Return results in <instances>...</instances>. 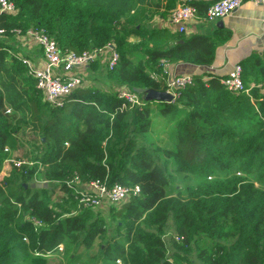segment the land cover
I'll return each mask as SVG.
<instances>
[{"label": "trees", "instance_id": "16d2710c", "mask_svg": "<svg viewBox=\"0 0 264 264\" xmlns=\"http://www.w3.org/2000/svg\"><path fill=\"white\" fill-rule=\"evenodd\" d=\"M8 1L16 13L0 15L6 36L40 29L62 53L111 42L120 57L112 70L106 65L101 72L97 61L89 65L101 72L106 89L78 90L55 108L42 101L26 67L0 44V77L8 75L13 104L20 102L16 110L26 113H7L0 88V172L5 147L27 121L41 134L26 163L0 182V264H50L47 257L59 245L73 250L67 264H264V189L251 180L259 173L257 182L264 186V94L229 92L219 77L204 81L194 75L170 103L143 100L150 90H165L164 81L150 77L165 74L161 61L210 66L229 36L147 33L140 23L145 0ZM130 35L138 36L135 44L127 42ZM260 61L240 63L245 87L251 80L263 82ZM5 84L0 81L7 91ZM113 86L135 92L142 104L122 109ZM155 111L174 123L167 148L147 139ZM170 166L199 183L173 193ZM75 177L138 186L139 194L120 208L110 206L119 220L111 225L100 210L77 205L64 184ZM42 180L46 188L23 186ZM51 183L65 193L61 200L53 201ZM10 185L16 189L5 192ZM170 221L173 237L167 243Z\"/></svg>", "mask_w": 264, "mask_h": 264}, {"label": "built area", "instance_id": "2783aa9c", "mask_svg": "<svg viewBox=\"0 0 264 264\" xmlns=\"http://www.w3.org/2000/svg\"><path fill=\"white\" fill-rule=\"evenodd\" d=\"M245 3L262 6L264 5V0H218L208 7L205 17L208 21L223 19ZM15 13L16 8L12 2L0 0V15H14ZM196 16V8L187 3L178 4L169 14L170 21L179 34L186 33L188 24L193 22ZM14 33L17 35L22 34L21 30L18 29L14 30ZM23 33L40 46L44 63L42 67L33 65L27 59H21V63L26 67L28 76L35 81V87L42 95L45 103L55 108L62 107L66 99L82 87L84 80L79 72L84 71L91 63L97 61L100 56L106 55L108 70H112L119 61V53L111 43H107L101 48L81 53H62L56 41L43 30L31 28ZM3 35L5 36V30L0 28V36ZM161 63L165 74L152 73L150 77L155 81H164V91L171 94L173 100H175L178 98L180 91L192 83V76L172 75L170 74L172 65L164 61H161ZM221 84L229 92L248 93L242 78V67L239 64H236L227 76L221 79ZM261 86L264 94V80ZM115 93L118 98L124 101L122 109L127 106L136 108L142 104V98L126 87L117 88ZM25 163V161H21L15 165L20 167ZM28 164L32 165V163ZM64 184L71 191V196L79 207L94 210H102L110 206H121L131 196L139 194L138 186L128 187L118 183L108 185L106 181L99 179L83 183L78 177H75ZM177 240H182V238ZM57 249L61 251L62 245H59ZM117 263L121 264L120 260Z\"/></svg>", "mask_w": 264, "mask_h": 264}, {"label": "crops", "instance_id": "0c3cea01", "mask_svg": "<svg viewBox=\"0 0 264 264\" xmlns=\"http://www.w3.org/2000/svg\"><path fill=\"white\" fill-rule=\"evenodd\" d=\"M216 1L218 0H145L143 18L140 23L148 29L147 33L149 31L160 32L166 37L179 34L172 25L169 14L178 4L187 3L196 8L197 16L193 22L188 24L186 33L182 35L185 37L194 34L212 35L221 31L224 35L229 36L217 49L212 65L198 66L188 63H178L171 66L170 74L202 75L203 80L207 81L211 77H219L221 79L226 77L231 69L236 64L240 65L242 61H247V64H251L254 60L260 59V64H264V5L254 6L251 3H245L223 19L208 21L205 17L206 11ZM10 34L11 36H0V44L9 48L12 55L16 57V60L27 59L33 65L42 67L44 62L40 46L34 40L24 35L23 32L21 35H17L14 33V30H11ZM97 62L101 66L100 71L102 72V69L106 67V55L100 56ZM101 72H94L89 66L84 71H80L79 74L83 77L84 83L78 90L94 89L97 86L106 89L107 87L103 85ZM10 74L12 75V71H10ZM0 81L6 82L5 86L8 88L5 91L4 87H0L3 90L7 113L11 114L14 110L16 113L20 102L13 104L15 95L13 91L10 92V78L4 74L0 77ZM260 83L262 84V82ZM260 83L256 84L253 80L249 81L246 86L248 87V92L251 89L257 90L258 95L261 96L263 89ZM119 87L122 86H113V92L115 93V90ZM14 88L17 91L20 86L15 84ZM42 101L45 102L43 97ZM8 108H11L12 111H9ZM20 115L23 116V113H18L17 117Z\"/></svg>", "mask_w": 264, "mask_h": 264}, {"label": "rangeland", "instance_id": "374dc122", "mask_svg": "<svg viewBox=\"0 0 264 264\" xmlns=\"http://www.w3.org/2000/svg\"><path fill=\"white\" fill-rule=\"evenodd\" d=\"M121 23L122 24L119 25L120 28L124 25L125 20L124 19L121 20ZM119 31L117 33V36L119 38H125L126 40V37H125L126 35H123L122 32H119ZM137 39H138V36L130 35L129 37H127V42H129L130 44H133V43L135 44ZM108 43H111V42H108ZM131 58L136 61V60H139L140 55L137 53H134L131 56ZM154 107L155 106L153 105V109H155ZM8 109L9 111H12L11 108H8ZM18 113L20 114L23 113V116L26 114L23 110L17 111V114ZM155 113L156 114L153 115V121H152V125L150 128V133L148 134V138H147L148 142L153 143V145L158 146L160 148H167L169 147L168 141L174 137V132H175L174 123L166 122L159 116L157 111H155ZM32 126H33L32 123L30 121H27V125L23 128V130H20L15 135V137L12 138V139L15 138L16 141L13 143V140L11 139L8 145L5 147V149L8 150L7 151L8 157L4 161L2 170L0 172V182H2L4 178L9 177V174L12 171V167L14 166L16 167L15 165L16 163L21 162L22 160H26L27 157L25 158V155L31 154L32 151L35 149L34 143L40 138L41 134L39 132H35L32 129ZM42 140L44 141V138H42ZM168 170L170 173V177L172 178L171 179L172 184L170 185L168 190L172 191L173 193H177L178 191L185 188L186 186L190 187V186L196 185L200 181L197 178V176L185 175V174L176 172L173 166H170ZM259 175H260L259 173H254L253 176H251V180H256L255 187L264 189V186H262V182H257V180L260 177ZM43 182H46V181H43ZM38 183H42V182H38ZM50 187H52L54 190V194L52 195L53 201L61 200V198L65 196V193L62 191L61 187L53 183L50 184ZM15 189L16 187L12 185L4 187L5 192H12ZM120 207H122V205L117 206V208H120ZM109 208L110 207H107L102 210L100 209V211L103 214V218L106 219L108 224L115 225V223L119 222V220L114 219L112 217L111 215L112 212L111 210H108ZM167 228L169 229V231L165 237V241L167 243H170L171 236L173 237V231L171 232V221L168 223ZM99 243L100 241L97 240L96 244H99ZM68 248L69 247L62 245V250L60 251L57 249V251H55L53 254H50L47 257V261L50 264H53V263L54 264H67L68 257L69 255H71L70 253L73 251V250L69 251ZM81 251L82 249L79 251V253Z\"/></svg>", "mask_w": 264, "mask_h": 264}, {"label": "water", "instance_id": "95a60500", "mask_svg": "<svg viewBox=\"0 0 264 264\" xmlns=\"http://www.w3.org/2000/svg\"><path fill=\"white\" fill-rule=\"evenodd\" d=\"M145 94L146 95L144 96V100H147V101H156V102H163V103H170L173 101V96L166 91L150 90L146 92ZM47 185L48 184L46 182H43V183L34 182L31 184H23L24 188H31V189L46 188Z\"/></svg>", "mask_w": 264, "mask_h": 264}]
</instances>
